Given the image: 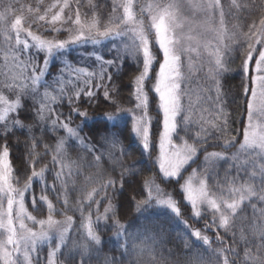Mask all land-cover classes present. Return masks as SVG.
Masks as SVG:
<instances>
[{"label": "snow or ice", "instance_id": "1", "mask_svg": "<svg viewBox=\"0 0 264 264\" xmlns=\"http://www.w3.org/2000/svg\"><path fill=\"white\" fill-rule=\"evenodd\" d=\"M185 12L193 19H188ZM244 12H248V18L252 20L246 25V32L239 31L238 25H233L231 29L226 26L227 16L243 19L241 14ZM253 12L258 14V18H252ZM104 15L94 0H87L86 4L82 0H53L46 7L37 3L35 8L25 6L20 0H0V35H3L0 48L4 53V63L0 66V140L4 141L0 145V264H39V257L35 254L42 245L50 244L54 239L58 242L49 250L46 264H60L57 253L62 246H67L74 218L65 215L63 220L55 219V213L64 210L57 209L47 195L41 194L38 198L33 195L32 203L35 206L39 201L46 205L48 215L37 219L25 207V194L31 191L34 180L41 182V193L57 191L55 184L45 182V174L51 170V165L56 167L54 177L60 184L57 200L62 201L67 208L68 188L63 178L65 168H69L68 176L80 174L79 165L73 173L71 165L65 163L71 160L66 150L68 141H78L93 156L95 165L99 166L102 157L112 156L111 150L105 153L103 149L105 145H110L111 149L116 147L117 134L112 132L109 137L97 129L93 134L101 135L103 141L98 146L90 138L79 135L83 126L92 119L86 110L71 108V112L82 118V124L73 128L70 118L61 120L63 113L56 112L53 105L57 104L58 98L64 99L67 85L74 92L68 97L70 104L77 101L81 104L91 103L98 98L97 92L101 89L104 101L108 102V85L114 83V78H119L129 58L139 67L131 93L135 100L134 106L121 108L117 105L115 113H104L96 119L106 124L116 121L113 127H117L121 114L127 113L126 119L130 118L132 122L131 133L139 140L141 150L149 152L151 148L158 147L155 163L159 173L163 178L175 180L179 184L183 193L182 201L190 206V218L210 215L204 230L215 232L217 242L223 244L219 234L223 230L225 235L231 233L233 245L239 243L235 231L237 221L249 219L243 213L245 207L250 206V227L241 228L239 236V240L247 247L243 250V257L232 245L213 248L211 238L202 234L200 229H192L182 219L179 203L172 195L165 193L154 179L145 180L141 194L146 191V198L137 201V210L161 208L166 210L165 214L171 213L181 218L188 235L204 247V252L197 253L195 261L189 264H264V206L257 207V203L264 205V0H248L247 3L231 0L227 11L221 0H111V12L107 13L106 20ZM198 15L204 18L199 24L195 20ZM34 27L41 32H66L67 35L63 39L58 35L48 38L33 31ZM89 45L94 50L107 48V54L112 58L106 59L96 50L93 53L94 66H76L65 60L51 82L45 79L53 59L66 57L74 49ZM233 52H238L241 57L242 92L238 95L243 97L247 120L243 128V140L238 147L237 138L228 135L230 114L226 111L227 94L222 92L220 80L227 71L226 64L234 59ZM41 53L44 54L42 64L37 59ZM204 53H207L206 61L203 60ZM185 59L189 70L187 74L184 72ZM157 63L158 69H155ZM205 64V79L210 82V86L195 90L194 101V90L187 85L193 68L204 71ZM153 71L155 84L152 91L158 97L161 115L157 121L160 125L158 144L153 142L152 117L148 113L149 97L145 91V81ZM54 86H58L54 89L59 93L58 97L48 91ZM41 87L45 89L43 93L40 92ZM6 91L12 93L15 99H9L5 95ZM111 92L113 95L118 94L114 86ZM25 97H31L34 111L28 112L26 104H22ZM232 99L235 102L236 97ZM112 103L115 105L116 101L112 100ZM21 112L35 117L42 131L47 132L50 126L52 130H64L67 135L55 138L54 146L43 144V152L36 150L42 143L41 139L32 136L25 142L27 156L24 161L26 169L23 171L30 170L31 174L22 187H17L20 181L14 176L10 161L9 137L15 135V129L32 131L31 126L17 118ZM214 145L222 146L225 151L208 152L207 148ZM231 148H236V151L229 154L227 150ZM50 150L54 153L50 164L37 170V165L50 154ZM201 152L204 153L205 165L201 174L198 175L197 170L193 169L192 174L180 184L182 170L195 163ZM79 159L83 160V157ZM220 162L228 164L223 176L218 171ZM96 182L95 177L86 178L85 184L80 187L82 198L78 199L75 206V210L80 213L78 230L83 232L88 241L80 246L83 249L82 256L88 252L90 245L102 243L94 225L109 219L110 213L115 216L116 208L111 202L103 213L99 212L101 202L110 201L108 190L111 189L113 194L123 191V174L119 184L114 179L106 182L101 179L97 187L88 190V184ZM253 199L257 203H253ZM93 204L96 205L95 219ZM26 221L39 227H30ZM114 225L119 245L126 226L118 219L114 220ZM247 230L258 240L248 239L245 236ZM137 247L134 264H180L179 260L169 261L158 254L153 237H148L142 246L134 245V250ZM126 254L127 249L122 255ZM79 264H87V261L81 259ZM106 264H115V261Z\"/></svg>", "mask_w": 264, "mask_h": 264}, {"label": "trees", "instance_id": "2", "mask_svg": "<svg viewBox=\"0 0 264 264\" xmlns=\"http://www.w3.org/2000/svg\"><path fill=\"white\" fill-rule=\"evenodd\" d=\"M31 1L34 0H29ZM28 1V2H29ZM27 3V2H26ZM61 35V34H58ZM156 51L155 49H153ZM3 51L0 52V64L3 61ZM74 51H71L65 58L74 63ZM157 58L160 59L159 54L157 53ZM38 63L42 64L44 59V54L39 55ZM238 58L236 59V61ZM239 62V60L237 61ZM241 64V61H240ZM63 66L62 57L55 58L51 61L48 75L45 77L46 80L51 82L54 76L59 72ZM156 69V65L154 66ZM196 71V70H195ZM205 71L197 70L195 73H202L204 77L195 78L194 82L190 87L200 86L207 88L210 86V82L205 79ZM121 75L118 79L114 78V83H109L108 87L110 89V99L108 102H105L103 99V89L97 92L96 99H93L91 103L85 102L80 103L77 101L74 104H70L68 97L73 95L74 92L71 89L70 85L65 87L64 99H57V104L53 105L56 109V112L63 113L61 120L65 118H70V126L76 128L78 125L82 124V118L76 115L74 112H71V108L78 107L80 111H87L88 116L92 119L89 120L87 125L83 126V130L80 131L79 135L81 137H88L91 139L92 143H96L98 146L100 143H103L101 140V135H94L97 129L102 130V134L105 136H111L112 132H116V147L111 149L110 145H105L104 151L107 153L109 150L112 151V156L109 157L105 155L102 157L99 166H96L93 162V156L85 151L82 146L79 145V142L70 139L66 144L67 155L71 158L70 161H65L66 164L71 165V170L75 173L77 165H79L80 174L68 176L69 168H65V176L63 177L67 182L68 188V207L65 208V205L62 201L57 200V192L60 191V184L55 180L54 172L56 167L50 165L51 170L45 174V182L49 185L55 184L57 191L48 190L45 193L40 192L41 182L39 180H34L32 183V188L30 192L25 194V207L28 212L33 216H36L37 219L46 218L48 215L46 205L40 204L39 201L37 205H33L32 197L35 195L37 198L41 194L48 196L49 200L52 201L54 206L57 209L64 211H58L55 213V219L63 220L65 215L72 216L74 218L73 229L69 232V239L67 246H62L59 253H57V260L60 264H79L81 259H85L87 264H106V262L115 261V264H134L136 260V255L138 247L134 250L133 246H142L145 240L148 237H153L155 239L156 252L162 254L169 261L179 260L180 264H189V262H194L197 253H203L204 247L193 241V238L188 235V230L185 228V225L181 223V218H178L171 213H166V210L161 208H153L140 211L137 210V201L146 198V191L144 194H141L144 189L145 180L154 179L155 183L166 193L173 196V198L179 203L181 207V217L183 220H186L192 229H200L202 234L208 235L212 240V247L219 248L224 247L225 245H232L237 248L243 257V250L247 247L243 241L239 240L241 228L249 229V219L252 218V208L250 206L245 207L243 215L246 218L243 222L237 221L236 226V239L239 241L238 244L233 245V240L231 233L225 235L222 230H220V236L223 239V244L216 241L215 232L205 231V223L210 221V216L203 215L200 219H194L191 217V210L188 205H185L182 201V193L179 187V184L175 180L163 179L156 168V165L153 161V156L155 153V147L151 148L149 152H143L140 148L139 140L131 133V119H126L127 113H122L120 117V122L117 127L113 125L117 124L116 121L105 123L102 120H97V117L102 116L104 113H115L116 106L118 105L121 108H132L135 104V100L131 97V93L134 90L133 80L136 75L139 74V67L136 62H132L127 59L124 65V68L121 70ZM154 74V71L151 75ZM242 75L240 71L236 69L235 74H224L220 80L222 85V92L226 93V99L228 101V106L226 111L229 112V136H235L237 138V145L243 139V128L247 123L246 120V111L243 106V97L238 95L242 92ZM149 82V80H148ZM145 84V91L148 93L149 104H148V113L152 117V132L153 137L155 138L159 131V123L157 122L160 118V113L156 109V97L147 83ZM115 87L118 94L113 95L111 88ZM199 87V88H200ZM58 86L49 88L48 91L52 95L59 96V93L54 90ZM198 88V89H199ZM44 88H40V92H44ZM233 97H236L235 102H233ZM112 100L116 101L114 105ZM22 104H26L28 112L34 111L32 107L31 97H25L22 100ZM58 105V106H57ZM207 107V106H205ZM207 116V113H204ZM17 118L21 120L23 124L29 125L32 128V131L29 132L27 129L20 130L15 129V135L9 137V148L11 151L10 161L14 169V176L17 177L20 181L17 184V187H22L23 184L27 181V176L31 174L30 170L23 171L26 169L24 163L27 156V149L25 142L30 140V137L35 136L42 140V143L37 147V152H43V144H48L54 146L56 143L57 137L66 136L64 130H52L49 126L47 132L42 131L41 125L36 121L35 117H30L24 112H21L17 115ZM126 119V122H125ZM183 135V134H181ZM4 143L3 140H0V145ZM222 145V141H220ZM234 148L228 149L231 151ZM207 151H225L222 146H211L207 148ZM123 153V154H122ZM54 153L45 156L40 163L37 165V170L40 167H43L45 164H50L51 155ZM99 155V153H96ZM203 152L199 154V158L191 166L187 167L183 171V176L188 173L191 167H194L202 159ZM79 157H83V160H80ZM75 162V163H72ZM228 167V164L223 162L219 164L218 171L220 175L223 176L224 170ZM16 169H22V171H15ZM102 174V176L98 175ZM123 174V191H117L115 194L112 193L111 189L108 190L110 201L103 200L99 205V212L103 213L104 208L108 205L109 202L113 204L116 208L115 216L109 214V219L101 220L97 225H94L95 231L101 237L102 243L100 245H90L89 250L83 256L81 255L83 249L80 247L83 244L88 243L83 232L78 230V225L80 223V213L78 210H75L78 199L82 198V193L80 187L85 184L86 178L97 179L96 183L88 184V190H91L93 187H97L98 182L102 179L107 181L108 179H114L119 184L121 180V175ZM182 179V178H181ZM211 183V182H210ZM259 183V182H257ZM181 184V180H180ZM99 199V197H96ZM257 203L255 199L252 201ZM87 204V201H85ZM257 203V207H262ZM87 214V208L85 210ZM92 214L93 219L96 216V205H92ZM258 216V214H257ZM118 219L120 223L126 226L125 234L119 239V245L116 240L117 228L114 225V220ZM260 221L257 219V223ZM34 225H32L33 227ZM128 234H132L129 236ZM138 236V239L133 237ZM245 236L248 239H257L258 237H253L250 230L245 231ZM152 243L151 240L148 241ZM56 240L54 239L50 244L42 245L38 252L35 255L39 257V264H46L47 254L51 248H54ZM186 244L188 247H186ZM127 249V254L122 255ZM171 253V254H169ZM207 255V253H205ZM222 260V258H221ZM35 264V262H34Z\"/></svg>", "mask_w": 264, "mask_h": 264}, {"label": "rangeland", "instance_id": "3", "mask_svg": "<svg viewBox=\"0 0 264 264\" xmlns=\"http://www.w3.org/2000/svg\"><path fill=\"white\" fill-rule=\"evenodd\" d=\"M28 1L29 0H20V3H23L25 6L31 5L33 8H35L36 5H37V3H42L46 7L48 4H50V3L53 2V0H34V1H31V3H30V1L29 2ZM94 2L100 5V11H102L103 13H105V15H104L103 18L106 20L107 19V13H110L111 12V0H94ZM237 2L238 3H241V2L247 3L248 0H237ZM257 2H258V0H257ZM82 3L86 4L87 3V0H82ZM221 3L224 5L225 10L227 11L228 10V6L231 3V0H221ZM184 15L188 19H193V17L189 13H187V12H185ZM241 15H242L243 19H236V18H234L232 16H227L226 17V20H227V25L226 26L229 29H231L233 27V25H238L239 26V31L246 32L247 31V26L246 25L247 24H250L252 22V20L250 18H248L249 17V13L248 12H244ZM252 18H258V14L255 13V12H253L252 13ZM203 19L204 18H203L202 15H198V16L195 17V20H196V23L197 24H199ZM65 27H67V25H65ZM33 31H37V34L45 35L48 38H51L53 35H58V34L49 33V32H46V31L45 32L38 31L35 27L33 28ZM60 34L61 35H58V36L61 39L65 38L66 35H67L66 32L65 33H60ZM13 40H14V36H13ZM2 45H3V35H0V46H2ZM108 47H111V45H108ZM96 50H98L100 52V54L105 55V58L106 59H111L112 58V56L110 54H107V48H98ZM96 50H94L91 45H89L87 47H84V48H77V49H74L73 50L74 51V57H73L74 63L72 61L67 60L65 57H62V61L64 62L65 60H67V61L71 62L73 65H76V66H89V65H93L94 66V63L95 62H94V55H93V53ZM1 51H3L2 48H0V52ZM233 56H234V59L230 60V62L226 64L227 71L224 74H235L236 73V69H238L240 71V65H241L240 64V61H241V57L238 54V52H233ZM237 58H238L239 62H237L238 60L236 61ZM206 59H207V53H204L203 60L206 61ZM129 60H131L132 62H135L131 58H129ZM198 62L199 61H194V63H198ZM3 63H4V61H2V63L0 64V66H2ZM252 67H254V65ZM156 69H158V63L156 64ZM205 69L207 71V65L206 64H205ZM195 70L197 71L198 69L193 68L190 83L187 85L188 87H190V85L194 82L195 78H202V77H204L202 73L196 74L195 73L196 72ZM188 71L189 70H188L187 60L185 59V62H184V72H185V74H187ZM0 79H2V77H0ZM148 80H149V82H148ZM146 82H148L147 85L150 88V90H152L153 89V86L155 84V71H154V74L153 75H151V73H150V77H149V79H147L145 81V84H146ZM199 87L200 86H194V87L192 86V87H190V88H192L194 90V93H193V100L194 101L196 100L195 90H197ZM5 95H7L9 97V99H15V96L12 93H10V92H7L6 91L5 92ZM154 96L156 97V109L158 110V97L156 96L155 93H154ZM160 118H161V115H160ZM242 140H241V142H242ZM153 142H154V144H158V134H157V136L155 138L153 137ZM177 142H180V141L177 140ZM237 147H238V145H237ZM235 151H236V148L232 149L231 151H228V153L231 154L232 152H235ZM208 152H212V151H208ZM157 157H158V147H155V153H154V156H153L154 163H155ZM203 161H204V154L202 156V159L200 160V163H198L194 167H191L190 170L188 171V173L186 175L183 176V171L184 170H182L181 184L184 182V179H186L188 176H190L192 174L193 169H196L197 170V174L198 175L201 174V170L205 167ZM221 163H223V162H220V164ZM155 165H156V168L158 170V166H157L156 163H155ZM158 172H159V170H158ZM159 175L161 176L160 173H159ZM163 179H165V178H163ZM181 193H182V191H181ZM182 196H183V193H182ZM204 215L210 216L209 214H204ZM194 219H200V218H194ZM26 223H28V225L30 227H32V223L30 221H26ZM33 227L34 228H38L39 226L38 225H34ZM57 242H58V240H56V243Z\"/></svg>", "mask_w": 264, "mask_h": 264}]
</instances>
